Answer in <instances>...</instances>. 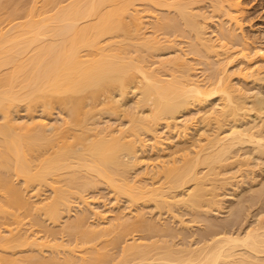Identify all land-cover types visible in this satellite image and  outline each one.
Instances as JSON below:
<instances>
[{
	"label": "bare ground",
	"instance_id": "obj_1",
	"mask_svg": "<svg viewBox=\"0 0 264 264\" xmlns=\"http://www.w3.org/2000/svg\"><path fill=\"white\" fill-rule=\"evenodd\" d=\"M40 2L26 9L27 0H0V264H264V185H252L244 195L234 193L243 200L232 206L230 220H242L248 212L245 199L251 207L261 203L256 220L244 231L209 217L224 210L226 186H240L244 177L240 174L239 182V173L250 174L247 169L260 165L251 163L250 156L264 157L259 124H239L252 111L263 121L264 101L235 88L227 68L240 57L245 60L238 73L250 71L255 80L260 71L248 53L240 1ZM146 24L149 34L142 27ZM171 37L189 39V51L163 53L172 46ZM237 45L245 47L234 50ZM154 52L159 60H152ZM193 61L205 79L197 78ZM22 103L27 120L18 117ZM55 107L65 114L60 122L49 120ZM198 107L203 112L198 110L200 116L196 111L197 117L193 110ZM36 108L43 109L40 117ZM191 112L205 126L193 142L196 158L178 161L172 157L175 148L187 146L195 121L180 118ZM107 113L127 121L118 125L103 120L114 116ZM161 125L173 137H165L169 132L160 135ZM147 141L152 147L147 148ZM245 143L253 148L239 157L235 149ZM165 146L171 150L169 159L158 154ZM146 148L156 150L162 160L151 162L157 159L152 156L143 163ZM236 156L241 159L233 162ZM200 165L206 171L199 172ZM158 177L163 183L156 186ZM101 186L118 203L126 201L125 210L114 214L106 204L100 207H107L104 211L93 208L86 194ZM141 201H153L157 209L186 207L194 220L204 214L205 235L198 246L149 240L152 235L169 237L175 230L145 219L133 208ZM75 202V216L62 222ZM35 226L53 238L67 236L68 242L51 243L31 230ZM134 231L146 239L126 244L118 257L109 253L108 247H117ZM100 239H105L101 246L96 243Z\"/></svg>",
	"mask_w": 264,
	"mask_h": 264
},
{
	"label": "rangeland",
	"instance_id": "obj_2",
	"mask_svg": "<svg viewBox=\"0 0 264 264\" xmlns=\"http://www.w3.org/2000/svg\"><path fill=\"white\" fill-rule=\"evenodd\" d=\"M22 1H24V0H22ZM27 1H28V3L26 5V9L29 8L30 6H32L31 4H33V1H35V0H27ZM37 1H41L40 2V5H41L43 0H37ZM239 1L242 4L241 5L242 14L240 15V22H241V25H243L242 26V28H243L242 29V32L244 33L245 37L247 38L246 41L249 44L248 45V47H249L248 53H249L250 57L252 56L251 58L253 60L252 59L251 60H252V62H254L253 63L255 65L254 68L257 67V69H260L259 73H257L259 75L256 74L259 78L257 79V76L254 75L255 76V80L257 79L259 82L257 80H256L257 82L254 80L253 75H251L252 73L250 71L249 72L248 71H245V72H247V75H246V73H244L246 76L243 73L242 74L238 73V72H240L239 71L240 70L239 68H241L240 66H242V63L241 62H244V60H245L244 58H240L239 56H238L239 59H235L233 61L232 66L229 65V67H227L228 68V72H229L228 74L231 77L232 84L236 86V87L234 86L235 88H239L240 87V90H242L243 92H245L244 94L250 93V94H252L251 95L252 97L254 95L253 98H255L256 96L259 95V96L262 97V100L264 101V0H239ZM208 5H209V3H207L205 5V8H206L207 11H210V9L207 8ZM137 8L138 9H142V10L144 9L140 5H138ZM23 10H25V9H23ZM152 10H155V9H152ZM25 12H26V10H25ZM20 13H24V12H21L20 11ZM20 15H19V17H20ZM25 15H27V14H25ZM21 18H20V20L18 18L15 22H17L18 20L19 21H24V18L25 17H23L22 20H21ZM7 24L8 23L6 22L3 26H5ZM9 26L10 25L6 26V28H8ZM142 27H148L147 30L146 29H144V30L148 34L151 33L152 29L149 28L150 26H148L146 24V25H143ZM210 33H212V35H213V28L209 29V34ZM157 35H159V38H161L164 41V44H166L168 42L167 39H166V36H164L162 33L161 34L159 33ZM168 39L169 40H172V46L171 47H166L163 50V53L173 52L175 49H179V48H182L184 50V52H186V51L188 52L189 51V43H188L190 41L189 39L182 38V37H171V38H168ZM240 46H242V45H239V47ZM239 47L237 45V47H235L234 50H238V49L240 50L241 48H243L245 46L243 45L242 47H240V48ZM255 52H259V55H258V53H256L255 54L256 56L255 55L253 56L252 54H254ZM246 53H247V51H246ZM152 55H154V57L152 58V60H159L157 53L154 52V53H152ZM187 57H189L190 59L195 58L191 54H188ZM193 64L195 65V68H198L199 69L198 71H196V74H198V77L197 78H199L201 80L205 79V77L203 75V72L201 71V66L198 65V64H196L195 61H193ZM238 65H240V66H238ZM244 66L245 65H243V67ZM237 67H238V69H237ZM257 69H255V71H257ZM234 72H237V73H234ZM254 74H255V72H254ZM163 76H166V73H163ZM246 95H248V94H246ZM130 99L132 100V98H130ZM101 100L104 101V98H101ZM216 102H218V101H215V103ZM22 106H25V103H22L21 108H22ZM204 106H206V109H204V112H205L206 110H208L207 109L208 108V104L207 105L204 104L203 105V108H205ZM24 108L25 107H23L21 109V111L19 112V113H21L20 116H18L19 118L21 117L23 119V117H24V119H25V115L24 114H26L27 112H25ZM60 108L61 107H59V108L58 107H55L54 109H52L50 111V113L52 114V115L50 114V117H52L53 119L49 117L50 118L49 120H51V121L52 120H55V122H57L56 120L59 121V119L62 116L65 115V114L64 115L62 114L63 111L60 110ZM203 108L201 110V108L198 107V108H196V110H193V113L195 114L196 111L197 112H199V111L203 112ZM209 108H211V107H209ZM36 109H37V112L35 110L36 115L38 114V115L41 116L42 115V113H41L42 111H40L41 108L39 110H38V108H36ZM41 110H43V109H41ZM201 112H199L198 115L201 116ZM254 112L255 111H252L251 114H250V112H248V115H251L250 116L251 118H248V116H247L245 119H243L242 121H240L239 124L241 126V125H244L245 122L248 123V124H251L252 122L253 123H256V124L258 123L259 126H260V128H261L260 130L262 131V134L264 135V117H263L264 115H262L263 118L261 117L263 119V121H262L260 119V117L257 116L258 114L255 115ZM0 113L2 115V112H0ZM16 114H18V113H16ZM61 114H62V116L60 117ZM107 114H109V113H107ZM191 114H192V112L191 113H188V115L185 114L184 117H181L180 119H183L185 117L186 118H189V117L192 116ZM109 115H111V116L114 115V116H112V118H110L107 115L106 116H103V120H107V121L110 120L111 123H116L118 125H121L120 123L125 124L126 121H127V119L124 118V117L121 118V120H118V119L113 118V117H115V114H109ZM198 115L196 113V116L197 117H198ZM202 115H203V113H202ZM40 116H38V117H40ZM196 116L193 115L192 117L193 118L194 117L197 118ZM26 117H27V114H26ZM104 117H106V119ZM2 118H3V116H0V121H1L0 123H2ZM19 118H17V120L21 121L22 119H19ZM27 118L25 120H27ZM193 118L191 120L192 121L195 120V121L192 122V124L194 123V125H196L195 123L197 122V126H194V125L192 126L189 123L190 124V127H191L190 131L192 132L194 130V133L192 132L193 133L192 134L193 136L192 135H191L192 137L189 136L188 143L184 144V145H187V146L176 147L175 149H177V153H174L173 156H172L174 158H177L178 161L181 160L180 158H183L185 156L186 157H190L192 159L193 158H196V156H195L196 153L195 152L198 149L195 148L193 142H195L197 140V138L200 137V136L199 137L197 136V133H196L197 130H201V132H202L203 131L202 125L203 126H205V125L201 122V119L196 121V119L195 118L193 119ZM256 118H259V119H256ZM116 120L119 121V122H117ZM255 120H256V122H255ZM163 126L164 125H161L160 127H158L159 128L158 130L160 131L159 132L160 135L165 136V134L163 135V133H168L169 130L167 132L166 131L167 129L164 127L166 129L165 130L163 128ZM204 129H206V128L204 127ZM170 133H173V134H170ZM169 134H170L169 138L170 137H173L174 132H171L170 131L168 134H166L167 136H165V137H168ZM205 135H206V133H205ZM151 139L152 138L150 136H147L146 137V140H150L151 141ZM203 139H205V138H203ZM150 141H147V148L149 146L152 147V145H150V143L153 144L154 141L153 140H152V142H150ZM170 141H171V139H170ZM175 141H178V140L175 139ZM148 142H150V143H148ZM166 143H168V142H166ZM202 144H204V143H202ZM251 148H253V145L251 143H245L242 146H240V145L237 146L236 149H235V151H236L235 153L239 154L238 155L239 157H245L246 153L248 151H250ZM156 153H157L156 150L154 151V150L150 149V151H149L147 149V152L145 153L146 154L145 157H148V158H144V162L143 163H145L146 161L149 163L151 161V160H149V158L152 157V156H155L157 158V154ZM158 154L160 156L162 155V158L165 157L164 159H167L168 156L171 158V150L169 148H166V146H165V151L159 152ZM193 154H194L195 157H192ZM238 156L234 157L235 159L233 160V162L234 161L235 162L236 161H239L241 159L240 158L239 160H236V158H238ZM169 157H168V159H169ZM159 158H157L158 160L156 159V161H151V162H154L155 163V162H157L159 160H162L161 158L160 159ZM250 158H251V160L249 159V161H252L253 160L251 163H258L259 162L260 165L259 166H254L255 168L252 167L251 169H247V170H251V171H249L250 174H248V173H246V172L243 171L242 172L243 174L244 173L248 174L247 176L245 174L246 177L244 175H242V173H239V175H238L239 178L238 179L240 180V178H241L240 177V174H241V176L244 177L242 179V181L244 180V183H240L239 184L240 186H237V183H235V185H234V183L227 185L228 186V187L226 186L227 189L226 190H223L224 191L223 192L224 196L226 195L225 197H223L224 198V207H225L224 210L222 209L219 212H212V213L209 214L210 215L209 217H211L213 220L216 221L218 219L217 221L219 223H220V221H221V223L223 221L224 223L222 225H224V224L225 225H230V224L233 225V229L236 232H242V231H244L245 228L249 224L253 223L256 220V218L254 216H255V214H257V209L260 207V204H261V203H258L257 204L258 206L256 205L254 207H251L252 204L249 202V198L248 199H245V201L246 200H248V201H247V203L244 202V204L247 205V206H249V209H248V212L245 215L243 214L242 220L238 216L237 217H234L233 219L231 217V220L229 219V217H230V210H231L232 206H234L235 204H237L236 207H238L239 204L241 206L242 203H241L240 200H241V198L243 200V197H241L240 195H238L237 196L238 198H237L236 197L237 194L234 195V193H239L240 192V194H243L244 195L245 192H247V190L252 189V185H256V186H262V185H264L263 184L264 183V157L261 158L260 160H258L257 159L258 158L257 155H252V157L250 156ZM252 158H254V159H252ZM244 159H246V158H244ZM244 159H242V160H244ZM247 159H248V156H247ZM143 163H142V165H140L138 167V169H143V167L145 165ZM198 170H199V172H201L202 170H203V172L206 171V169L204 168V166H201V165H200V167H198ZM15 181H16V184H21V180H19V179L16 178ZM154 181H160L159 183H157L156 186H159V184L162 185V183H163V180H160V177H158ZM239 182H241V180ZM230 185H234V186H230ZM187 187H189V186L187 185ZM183 189H185V188H183ZM182 191H184V190L181 189L180 192L178 191V193H181ZM247 195H249V194L247 193ZM113 196H114V194L112 195L110 189L109 188L107 189V187H105V186H101L98 190L89 191L86 194V197L88 198V201L89 202L90 201L92 202L91 203L92 204V207L93 208H96L97 210L100 209L99 211H104L102 209H106L107 207L109 209H112V208H113V210L115 209L113 211L114 214L116 212L120 211L122 208H123L122 210H125L124 208L127 206V204H126L127 202L125 201L126 202L125 203L124 201H122V202H119L118 203L115 200V198H114L115 196L114 197ZM239 196H240V198H239ZM246 198H247V196H246ZM238 201H240V202H238ZM104 204H106L107 207L100 208L101 206L104 207L105 206ZM77 205H78L77 202H75V204H74V207L75 208L72 210V212L70 214L69 213H66L65 214L66 216L64 217V219L61 220L62 222L66 221L69 217H74L75 216V210L77 209ZM93 205L94 206H99V207H94ZM119 207H121V208H119ZM133 208H136L139 211H141L143 213L142 214L143 217L144 216L146 217L145 219H147V220L148 219L149 220L152 219V220L156 221L158 224H161V225L170 224V226H172L173 229L175 230V233H172V235L169 236V237L168 236H154V235H152V237H151L150 235H147V237H149V236L151 237V238H149V240H151V241H156V240L170 241L171 244H178L180 246H181V244L183 245V243H185L187 245L189 244L190 246H192V248H196L198 246L199 239L202 238V235H205L204 229L206 227V222L205 221L204 222L202 221L203 218L205 219L204 214L201 215L203 217L202 218L200 217L201 218V219L199 218L200 220H198V219L197 220H194L193 217H192L191 211L188 208H186V207L173 206L171 208V210H168L167 208L157 209L155 207V203L153 201H141V203L139 205L133 206ZM237 209H240V208H237ZM215 210H217V209H215ZM19 213L20 214L21 213L23 214V211H20ZM160 214H161V216H160ZM3 221H5V220H3ZM241 221H242V223H241ZM27 222H28V219H27ZM47 223H48L47 225L48 226L50 225V227H53L54 226L52 224V222H47ZM89 223H93V219L89 220ZM231 225H230V227H232ZM31 230L33 232H35V231L36 232H39L38 233V236H45V240H47V241H49L51 243L63 242V241L66 242V243L68 242V237L67 236L58 235L56 238H53L52 236H48V234H45V232L40 231L41 228H39L38 226L33 227ZM144 235L145 234L142 233L141 231H134V232L129 233V235H127L124 240L121 239L122 241H121V243L117 247H114V246H113L114 248L113 247H111V248L108 247L109 248L108 250H110L109 253L113 254V256H114V253H115L117 255V257H118V255H120L119 252H121V249H122L123 246H125L126 244L132 242L133 240L141 241L142 239H146V238H144ZM104 240L105 239L98 240L96 242L97 245H100L101 246L103 244ZM73 242H74V244H73ZM73 242H72V244L75 246L76 243H75V240L74 239H73ZM84 248H86V247L84 246ZM48 254L49 253H45L43 255L47 256Z\"/></svg>",
	"mask_w": 264,
	"mask_h": 264
}]
</instances>
